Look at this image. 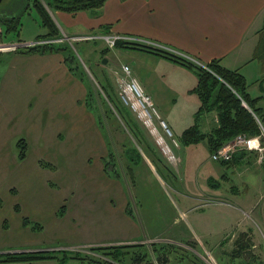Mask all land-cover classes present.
Instances as JSON below:
<instances>
[{
  "label": "crops",
  "instance_id": "crops-1",
  "mask_svg": "<svg viewBox=\"0 0 264 264\" xmlns=\"http://www.w3.org/2000/svg\"><path fill=\"white\" fill-rule=\"evenodd\" d=\"M47 11L54 25L60 23L73 38L116 34L165 47L199 64L217 58L224 67L237 69L244 76L251 97L264 94V81H259L263 73L261 65L252 59L257 30L262 25L264 0H105L95 10L69 13L47 8ZM1 34L0 29V38ZM110 49L111 56L107 54ZM104 56L108 63L118 67L112 72L121 73V65H128L131 75L143 91L150 94L168 126L173 127L177 122L171 109L176 103L174 94L179 91L187 95L194 123L202 132L210 131L216 124L215 111L195 117L199 100L191 91L197 81L192 69L164 56L130 47L108 48ZM0 63L3 64L0 69V232H11L10 242L0 247V253L155 240L151 233L143 239L144 229L126 197L118 202L56 200L50 207L51 216L48 215V186L42 172L47 166L51 169L56 166L48 165L35 147L49 139L60 143L58 150L67 156L69 166H73L74 146L80 135L88 131L93 156L97 158L95 168L103 179L108 177V182L103 184L112 186L110 170L105 168V159L113 151L111 140L105 137L95 113L85 103L86 85L69 71L60 52L2 50ZM83 126L87 128L85 132ZM185 128L174 131L177 140L174 147L184 145L178 136ZM21 139L26 146L23 157L18 155L17 142ZM201 142L208 149L205 142ZM244 151L257 157L254 151ZM242 160L238 157L237 164ZM245 187L248 189L251 185ZM234 188L239 189L236 185ZM233 192L232 208L241 220L250 221L237 234L249 232L256 247L258 242L251 220L264 224V206H259L246 194ZM46 215L53 226L49 234L44 233ZM33 223L41 228L33 229ZM205 251L219 253L214 249ZM227 258L225 264L230 261ZM0 264L87 263L75 258L65 261L49 258Z\"/></svg>",
  "mask_w": 264,
  "mask_h": 264
},
{
  "label": "rangeland",
  "instance_id": "rangeland-1",
  "mask_svg": "<svg viewBox=\"0 0 264 264\" xmlns=\"http://www.w3.org/2000/svg\"><path fill=\"white\" fill-rule=\"evenodd\" d=\"M12 16L19 17L15 27H10V22L6 21ZM55 25L62 36L56 41L60 43L64 40L71 47L84 72L82 81L87 88L85 99L91 104L89 109L95 113L105 137L111 140L113 151L105 159V168L108 172L110 170L112 186L103 184L108 182V177L103 179L95 168L97 158L93 156L89 132H85L86 126L81 127L85 133L80 135L73 149V166H69L67 156L58 150L60 143L49 139L47 143L35 147L41 157L48 161V165L53 166L51 163H54L56 166L54 169L47 166L42 172L48 186V215L51 216L50 207L56 200L118 202L126 197L144 229L143 239L146 240L149 233L155 238H149L143 243L113 244L135 246L129 249L142 259L135 264H225L226 253L232 247L237 231L250 223L241 220L242 217L232 208L233 191H238L242 196L246 194L259 206H264V159L258 160V156L239 149L243 150V153H239L243 159L239 164H221L211 160L208 149L201 141L174 147L156 118H153L154 127L164 136L174 155V160L169 159L157 144L155 135L136 113L129 108H124L123 112L119 109L116 98L118 84L112 72L114 68L118 70V67L108 63V60L101 62L106 57L99 50L106 46L105 42L97 36L86 39L70 37V32L60 23L55 22ZM0 29V45L35 41L48 31L41 23L32 0H0ZM110 52L111 49L107 52L109 56ZM2 66L0 63V69ZM174 95L176 103L171 110L177 122L169 128L175 138L174 131L177 128L188 127L196 120L187 95L180 91ZM242 104L246 106L244 102ZM260 140L264 146V132L260 133ZM64 144L67 145V142ZM234 185L239 189L234 188ZM250 185L251 188L245 187ZM48 215L44 231L46 234L53 228ZM251 223L254 238L258 242L254 249L264 261V224L260 220H251ZM32 228L39 230L41 227L33 223ZM10 235L11 232L7 230L0 232V247L10 242ZM91 247L95 246L40 251L60 253L66 250L94 259L104 258L103 251L92 250ZM205 249L219 250V253L226 255L222 256L218 252L212 254ZM227 260H230L229 264H255L239 258L230 257ZM125 261L131 264L127 259Z\"/></svg>",
  "mask_w": 264,
  "mask_h": 264
},
{
  "label": "trees",
  "instance_id": "trees-1",
  "mask_svg": "<svg viewBox=\"0 0 264 264\" xmlns=\"http://www.w3.org/2000/svg\"><path fill=\"white\" fill-rule=\"evenodd\" d=\"M104 2L105 0H32V4L38 12L41 23L48 28V31L44 35L39 36L37 40H54L62 38L49 16L47 8L73 13L81 10H95L101 7ZM18 18V16H12L6 21L10 22L8 24L10 27H15L18 25ZM114 47H130L152 52L178 62L195 72L197 81L195 86L191 89L199 100V106L195 112V117L206 112L215 111L217 122L213 128L207 132H202L196 123L186 127L178 136L181 143L193 144L204 141L209 153H211L227 143L238 133L260 136V133L264 132V94L251 97L247 92L246 80L237 69L224 67L217 58L211 59L204 64H199L182 54L146 42L117 40ZM107 49L108 47H104L100 51L104 54ZM14 51L22 53L60 52L63 55L64 62L69 71L77 75L81 80L83 79L84 72L79 67L80 63L71 47L64 40H61L60 43L59 41H50L48 43L45 42L32 46L19 47ZM252 59H256L261 65L263 73L259 81L263 82L264 15L262 25L257 30V38L252 53ZM116 98L121 111L127 108L119 101L117 94ZM243 102L246 106L242 104ZM85 103L88 108L91 107L87 99H85ZM17 144L19 148L18 155L19 157H23L26 147L25 141L21 139ZM242 151L237 150L233 153L230 160L221 161L220 163L228 164L238 161V157H241L239 153ZM62 207L63 206L60 207V211H62ZM253 245L249 232H239L236 237H234L232 247L226 254L231 258H239L244 262L251 261L255 264H264V261L259 256V253L255 251ZM132 246L133 245H109L91 247L92 250L97 249L103 251V259H94L78 253H68L69 251L66 250H61L60 253L48 251H21L0 253V262L31 261L49 258L65 261L70 258H75L85 261L87 264H126V259L130 261L131 264H135L142 259L135 256L133 254L134 252L129 249V247Z\"/></svg>",
  "mask_w": 264,
  "mask_h": 264
},
{
  "label": "built area",
  "instance_id": "built-area-1",
  "mask_svg": "<svg viewBox=\"0 0 264 264\" xmlns=\"http://www.w3.org/2000/svg\"><path fill=\"white\" fill-rule=\"evenodd\" d=\"M97 36L101 38L105 45L109 48H113L115 46V42L117 40H130L132 38L123 36V35H116V34H100V35H93V36H84L81 38H90ZM78 38V37H76ZM54 40H46V39H40L35 40L27 43H11V44H2L0 45V49H6V50H15L16 48H19L20 46H32L35 44H41L45 42L50 41H56ZM1 51V50H0ZM118 84V91L117 96L119 101L127 108L132 110L142 122L148 126L150 132L152 133V129H155V140L157 144L161 146V150L163 152L167 153V156L169 159L174 160V155L171 152V148L166 142L164 136L157 132L156 128L153 125V118H156L158 121L159 126L161 127L163 133L167 137L170 138L171 143L173 145H177V140L173 137V133L170 130L168 124L163 120L159 112L150 96V94L143 91L140 84L136 80L134 76L131 75L128 65L122 64L121 65V73L114 72ZM159 135L160 141L158 140V137L156 135ZM239 149H244L248 151H254L257 153L258 160L263 159V150L264 146L261 143L260 136H247L243 133L236 134L231 141H228L227 143L223 144L216 150L212 151L210 153L211 160L214 161H228L232 158L233 153L236 152Z\"/></svg>",
  "mask_w": 264,
  "mask_h": 264
},
{
  "label": "bare ground",
  "instance_id": "bare-ground-1",
  "mask_svg": "<svg viewBox=\"0 0 264 264\" xmlns=\"http://www.w3.org/2000/svg\"><path fill=\"white\" fill-rule=\"evenodd\" d=\"M151 131H152L153 133H155V129H152ZM156 137H158V140L160 141V137H159L158 134L156 135Z\"/></svg>",
  "mask_w": 264,
  "mask_h": 264
},
{
  "label": "water",
  "instance_id": "water-1",
  "mask_svg": "<svg viewBox=\"0 0 264 264\" xmlns=\"http://www.w3.org/2000/svg\"><path fill=\"white\" fill-rule=\"evenodd\" d=\"M101 62L105 63L106 62V58H102Z\"/></svg>",
  "mask_w": 264,
  "mask_h": 264
}]
</instances>
